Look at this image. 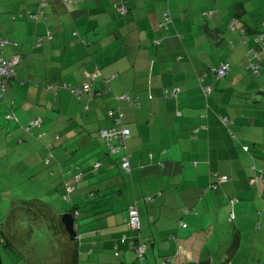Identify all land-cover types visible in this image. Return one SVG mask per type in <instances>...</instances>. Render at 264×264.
Returning <instances> with one entry per match:
<instances>
[{
  "label": "crops",
  "instance_id": "1",
  "mask_svg": "<svg viewBox=\"0 0 264 264\" xmlns=\"http://www.w3.org/2000/svg\"><path fill=\"white\" fill-rule=\"evenodd\" d=\"M39 2L0 0L1 56L21 57L0 90L5 251L19 233L13 203L36 190L56 214L79 210L68 264H264V182H248L254 169L264 172V50L257 75L246 56L256 47L251 33L264 31V0H47L31 20ZM164 12L169 22L159 26ZM231 20L247 32L230 31ZM221 61L229 71L216 79L210 67ZM93 70V95L78 99L62 86L81 85ZM175 85V96L163 95ZM118 107L129 136L110 153L99 131L113 126L107 110ZM36 116L41 127L28 132ZM76 167L86 175L64 207ZM131 204L147 244L141 261L126 225Z\"/></svg>",
  "mask_w": 264,
  "mask_h": 264
},
{
  "label": "built area",
  "instance_id": "2",
  "mask_svg": "<svg viewBox=\"0 0 264 264\" xmlns=\"http://www.w3.org/2000/svg\"><path fill=\"white\" fill-rule=\"evenodd\" d=\"M65 2H73L74 0H64ZM39 8H37L36 11L28 13V17L32 20H38L40 17L44 15V9L43 6L46 5L47 0H40ZM116 10L121 14L125 15L127 11V6L123 2H117L116 3ZM163 18L159 24V26H165L169 22V16L166 14V12L163 13ZM202 14L211 15V10L202 11ZM235 20H231L228 28L232 30H236L237 27L235 26ZM240 33H243V29L239 30ZM76 34V33H75ZM253 42L256 45L255 48L249 49L246 53L247 58H249V62L247 63V67L249 69H252V72L257 75L259 71V53L264 48V32H257L255 33L253 37ZM43 41V37L37 38V43L41 44L40 42ZM7 41L0 36V90L1 95L4 93L8 87V81L10 80V77H13L15 75V65L18 64L21 60V57L19 55H12L10 58H5L1 56L2 53V46ZM229 64L227 61H221L216 66L210 67V71L214 75L216 79L222 78L229 70ZM99 71L93 70V72H88L86 74V79L81 85H69L65 82L62 83V86L66 89H69L73 92L76 98L80 99L84 93H87L89 95L94 94V89L92 88L93 83L98 78ZM178 86H174L171 89L164 88L163 89V95L164 96H175V94L179 91ZM202 91L206 95L210 91V87L208 85L202 86ZM120 98L125 99L126 101L133 102L136 104V99L131 98L129 95L121 94L119 96ZM108 115L111 118L113 122V126L103 128L99 131V135L103 139L105 145L108 147V150L110 153H117L120 152V150L126 148V138L129 136L128 129L123 125L122 118H123V112L120 110V108H109ZM223 122L226 121V118L222 119ZM42 119L40 116H36V118L31 119L26 125H24V128L27 131H30L31 128H36L41 126ZM197 128L194 129L196 131ZM40 135V134H39ZM243 150H247L246 146H242ZM50 158V157H49ZM127 154L125 153L122 156L120 166L128 171V162H127ZM49 162V159H47ZM100 165V162L97 161V163L94 165V168H97V166ZM254 174L249 179V184L256 183L258 181L264 182V172L262 169H254ZM83 177V172L80 170H77L73 173L72 177L69 181L65 182V191H66V198H68V195L72 193L75 189V182L81 180ZM228 179V176H219L218 181H226ZM147 199H150L149 196H146ZM79 211L75 210L73 213V216H78ZM126 225L130 230L135 232L136 236V242L134 244V251L136 254V258L138 261H141V259L144 256L147 244L143 239L140 238L139 235V216H138V210L135 206V204H131L127 208V214H126ZM77 237H80V234H76Z\"/></svg>",
  "mask_w": 264,
  "mask_h": 264
},
{
  "label": "rangeland",
  "instance_id": "3",
  "mask_svg": "<svg viewBox=\"0 0 264 264\" xmlns=\"http://www.w3.org/2000/svg\"><path fill=\"white\" fill-rule=\"evenodd\" d=\"M29 185L30 189H27V193H30V190L32 189V185ZM32 193H35V198L44 196L40 195V191L36 192L35 190V192ZM30 196L31 194L26 195L24 201L33 199V197ZM61 202H63L65 207L67 203L64 201ZM33 203L34 202L32 201H28L26 205H24L23 201L21 202L19 199L13 203L12 207L17 206L19 209L17 207L16 210L13 209L15 212V218L11 217L9 220L13 222L18 221L15 226L19 228V233L15 237L16 242H13V251L10 250L9 252L11 255H9L4 248L2 249V257L4 262L6 264H14V262L20 258L22 259L20 262L22 264L70 263L74 255L72 254L74 249L73 238L69 236L64 227V231L63 229H60L61 226H59V223V225L57 224L58 228L54 227V224L57 222L54 223L53 220L49 219L47 216L41 215L36 209L32 207ZM55 203L60 206L58 199L55 200ZM24 206L26 209L30 208L34 212L25 211L23 208H21ZM4 213L5 210L0 204V216L4 217ZM70 243L73 244L71 245Z\"/></svg>",
  "mask_w": 264,
  "mask_h": 264
},
{
  "label": "trees",
  "instance_id": "4",
  "mask_svg": "<svg viewBox=\"0 0 264 264\" xmlns=\"http://www.w3.org/2000/svg\"><path fill=\"white\" fill-rule=\"evenodd\" d=\"M212 12V11H211ZM213 12H212V14L211 15H206V14H202V15H204L205 17H207V18H210V17H212L213 16ZM13 17H14V15H13ZM235 26L237 27V29L236 30H233L235 33H237V34H240V35H242L243 36V34H245L247 31H245V28L242 26V25H239L236 21H235ZM227 26H229V25H227ZM229 29V28H228ZM240 29H243V33H240L239 32V30ZM230 30V29H229ZM231 31V30H230ZM257 32H264L263 30H258V31H255V33H257ZM249 33V32H248ZM255 33H251V38L253 39V37H254V35H255ZM253 41V40H252ZM255 44V43H254ZM262 50H264V48L262 49ZM261 50V51H262ZM260 51V52H261ZM259 73V72H258ZM257 73V74H258ZM256 75V74H255ZM41 127V126H40ZM35 128V127H34ZM34 128H31L30 129V131H28V132H31V130H34ZM36 128H39V127H36ZM35 128V129H36ZM37 132H39V130L37 131ZM33 133V132H32ZM100 167V165L99 166H97V168H94V166H93V168H92V170H95V171H97V169ZM77 170H80V171H82L83 172V177L81 178V180L83 179V178H85V175H86V171H84L83 169H81L80 167H76V169L74 170V172H76ZM73 172V173H74ZM73 173L71 174V175H69V177H68V179L66 180V181H69L70 180V178L72 177V175H73ZM81 180H79V181H77V182H75V189H76V186H77V184H78V182H80ZM66 181H64V184H63V187H62V191H61V198H62V201H66V202H71V200H72V196H73V193H74V191L72 192V193H70L69 195H68V198H66V191H65V182ZM74 189V190H75ZM28 201H32V202H34L33 204H32V207L34 208V209H36L41 215H44V216H47L49 219H51V220H53V222L54 223H56V224H54V227H57L58 228V225L59 226H61V228L60 229H63V222H62V220L60 219V216H61V213H57L56 214V212H55V208L54 207H52V205L50 204V202H49V200L48 199H46L44 196H42V197H39V198H33V199H31V200H27V201H24L23 200V204L24 205H26V203L28 202ZM25 211H30V212H34L32 209H30V208H28V209H26L25 208V206L24 207H22ZM30 209V210H29ZM75 210H78L76 207H74V210L73 209H71V211L70 212H72V214L75 212ZM68 211V210H67ZM79 211V210H78ZM43 212V213H42ZM77 216H75L74 218H76ZM59 223V224H58ZM58 224V225H57ZM63 231H64V229H63ZM11 246L9 245V241L7 240V238H6V236H4V234L2 233V231H1V229H0V264H4V260H3V257H2V249L4 248V249H6V248H10ZM72 254H74V256H76L77 254H76V249H73V253ZM75 259V258H74Z\"/></svg>",
  "mask_w": 264,
  "mask_h": 264
},
{
  "label": "water",
  "instance_id": "5",
  "mask_svg": "<svg viewBox=\"0 0 264 264\" xmlns=\"http://www.w3.org/2000/svg\"><path fill=\"white\" fill-rule=\"evenodd\" d=\"M60 219L63 222V227L67 230L70 237L75 238L77 234V230H75V220L73 214L70 211H64Z\"/></svg>",
  "mask_w": 264,
  "mask_h": 264
},
{
  "label": "bare ground",
  "instance_id": "6",
  "mask_svg": "<svg viewBox=\"0 0 264 264\" xmlns=\"http://www.w3.org/2000/svg\"><path fill=\"white\" fill-rule=\"evenodd\" d=\"M64 1V0H63ZM65 2V1H64Z\"/></svg>",
  "mask_w": 264,
  "mask_h": 264
}]
</instances>
